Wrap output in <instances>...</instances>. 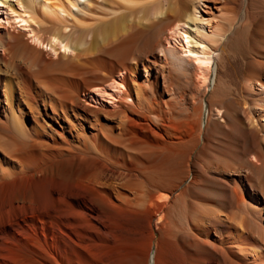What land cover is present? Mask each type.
<instances>
[{"label": "bare ground", "instance_id": "bare-ground-1", "mask_svg": "<svg viewBox=\"0 0 264 264\" xmlns=\"http://www.w3.org/2000/svg\"><path fill=\"white\" fill-rule=\"evenodd\" d=\"M15 1L30 16L19 17L20 22L38 19L34 22L50 31L51 49L62 48L71 55L66 57V79H57L54 85L36 81L52 99L33 95L32 77L24 73L20 95L27 112L0 110V264H144L140 243L146 236L152 245L153 222H159L172 249L165 256L153 251L146 264H264V238L256 233L260 245L250 243L246 217L236 224L235 213L188 204V214L178 225L170 217L176 204L157 203L171 200L175 191L156 200L151 190L155 180L173 175L181 185L190 183L183 194L196 196L199 181L206 180L192 153L183 163L178 161L188 143L167 133L181 119L173 117V98L161 97L172 80L190 78L191 71L180 67L178 72V67V76L172 77V71L177 75V59L167 54L178 60L199 56L192 62L191 56L187 58L195 63L189 76L196 88L207 85L213 94L224 49L244 31L247 35L236 47L247 58L245 89L252 95L247 106H233L227 126L215 124L214 129L237 158L252 152L248 165L264 176V0ZM81 1L101 8L104 15L95 23L80 19L71 9L78 10ZM224 8L239 19L231 20ZM223 13L230 19L226 17V28L216 20ZM35 34L30 42L40 47L42 39ZM162 34L159 68L167 69L169 81L158 93L156 79L150 78V65L158 64L154 58L149 62L148 56ZM5 42L0 36L4 53ZM213 54L217 58L210 72ZM139 66L148 90L138 81ZM92 89L111 107L101 102L93 108L85 98ZM4 97L9 104L12 94ZM75 110L82 113L80 123L70 117ZM100 118L116 124L105 126ZM207 119L208 113L198 124V138L206 135ZM138 127L147 128L146 138ZM172 161L177 172L162 173L163 165ZM68 170L75 175H66ZM218 184L228 185L226 180ZM260 184L264 189V180ZM152 208L155 215L146 231L140 217ZM128 217L139 222L129 226Z\"/></svg>", "mask_w": 264, "mask_h": 264}, {"label": "rangeland", "instance_id": "rangeland-1", "mask_svg": "<svg viewBox=\"0 0 264 264\" xmlns=\"http://www.w3.org/2000/svg\"><path fill=\"white\" fill-rule=\"evenodd\" d=\"M5 2V6L0 4V36H3L4 39H6L4 45V49H6L5 53L0 48V110L11 109L16 113V111L21 109L23 111L24 109V111L27 112L20 95L23 74L27 73L32 77L31 91L33 95L42 96L40 99H43L44 101L52 99L51 95L44 93V91L38 87L36 81L50 82V85H54L55 80L66 79L68 69V67L65 66L66 63H68L66 57H70L71 54L62 48L59 49V51L52 50L47 43V37L50 35L49 29L37 25L34 21H37L38 19L35 20V18L34 21L31 20L29 23L20 22L19 17H30L27 13H24V10L21 8L23 6L16 7L15 0H5ZM71 11L80 19H86L85 21L90 23H95L96 20L101 18L102 14L104 15V11L101 8L94 5L88 6L84 1H81V6L78 10L71 9ZM223 12L227 13L228 16L231 15V12L226 11L225 8L223 9ZM105 13L107 12L105 11ZM225 13H223L222 16H218L216 19L217 23L222 27H228L230 19L232 20L234 17H236V21L239 19L238 16L234 14L235 12H232V17L229 16L230 19L226 14V17L229 19L228 21L227 18L223 16ZM63 16L66 17V15ZM223 19L227 21H222ZM33 34L41 37L43 42L42 46L35 47L30 42L29 37ZM246 35L247 33L245 31L240 33L235 42L225 47L220 63V80L217 82L218 85L214 89L213 94L212 92L209 93L207 85L205 87L196 88L197 85L194 84L195 82L192 80L191 76H189L195 65V63H191V59L193 57L200 58L199 56L190 54L187 57H182L183 59L178 60L177 56H174L173 53L169 56L166 51L168 57H171L174 60L177 59L174 65V67L176 66V72L178 67V72L179 70L181 71V68L183 67H186V71L188 70L187 72L191 70L189 75L186 73L190 78L182 79L178 77L179 80L173 78V82L168 87V93L166 92L167 94H164V96L161 97L162 101H168L173 98V100H170L173 102V111H175L173 117L181 119L177 121V125L170 130H167V133L170 137L182 138L184 142L188 143L186 146L187 148L183 151L182 158L178 159V161L183 163L185 155L189 152L192 153L191 159H197L198 164L203 169L206 180L199 181V187L197 190L198 194L196 196L188 193L183 194L190 187V183L185 182L181 185L180 182H176V178L173 175L167 177L163 176L155 180L151 190L155 193L156 200L160 197L168 196L171 192L175 191L173 195L174 197L171 200L162 199L157 201V203L159 205L176 204L175 208L170 210V217H172L178 225L183 222L188 214V204H193L200 208L212 209L214 211L221 209L225 215L235 213L237 218L234 223L236 224L240 222V219L243 218L242 216L246 217L244 218L248 227L246 233L250 237V243L259 246L260 242L258 237L264 238V189L260 184V181L264 180V176L255 174L249 167L248 161L250 160L252 152L249 154L245 153L241 158H237L234 156L233 148L230 150L229 147L227 150L229 142L224 140V136L223 138L217 137L220 135L219 129H214L215 124H221L222 126H225L226 124L228 125V122L230 121L227 119L229 118L228 116L232 114L233 106H247L246 104H248L251 98L252 94L245 89L246 81L248 79L247 58L241 55L236 47L237 43L243 41ZM7 37L10 39H7ZM159 40L160 43L157 44V48L152 52V55L148 56L149 62L153 61L154 58V61L158 64V68L157 66L154 67L150 65L152 71L150 78L152 80L156 79L158 93L162 90L163 82L167 83V81H169V77H167L169 72L167 69L163 68L164 70L161 71V68H159L163 62L162 58L159 57L160 49H164L162 42L163 34L162 36H159ZM193 47L194 46H190L191 49H193ZM214 55L215 54H213V56ZM2 56L7 58L5 63L1 61ZM216 58V55L212 57L209 66L210 72L213 69ZM187 60L191 62H188ZM145 63L147 65V62ZM16 66H19L20 69ZM139 70L140 75L138 81L148 90L149 84L145 81L146 76L141 73L140 66ZM178 72L176 75V73L172 71L171 73L174 75H172V77H177L179 74ZM96 89H92L91 94L85 96V98L88 99V103H91L93 108H98V103L101 102L103 105L111 107L110 102L99 98L97 99V95L93 93ZM5 93L12 94V99L9 101V104H6L5 102ZM91 97L93 99H90ZM41 100L38 102V106L40 105V107L42 105ZM41 108L43 109V107ZM206 113H208L206 135L198 138V124L201 120L202 122L204 121ZM79 115H82V113L75 110V113L72 114V116L70 114V117L72 121L80 123ZM11 118L12 120L14 119L13 116ZM27 119L30 121L29 117ZM183 119H186L190 125L184 124ZM42 121L44 124L48 123V125H50L47 120ZM100 122L105 126H115L116 124L114 121L106 122L104 118H100ZM153 124L157 125L159 129H162L157 122H153ZM138 129L142 131V137L144 136L146 138L148 136L146 127H138ZM172 150L175 151L176 149L173 148ZM175 164V161H172L163 165L162 173L169 174L174 170L177 172V166ZM65 174H68V176L75 175L74 170L72 173L68 170ZM225 180L228 184L226 187L218 184L219 181L221 183L222 181L225 182ZM220 190H224V192L229 195L225 196L222 192L220 193ZM232 204H238V209H235V206H232ZM155 211L156 209L152 208L149 211H146L144 213L145 215L143 214L142 217H140V223L146 231L148 224L151 223L153 215H155V213H153ZM105 213L107 214L106 211ZM244 213L248 216H245ZM129 220L130 218L128 217L126 223L129 226H133L136 224L135 222H139L138 219L135 220L132 217L131 220ZM157 221H159V218ZM253 224L256 225L254 226ZM152 225L154 231L152 245L146 236L140 243V250L146 255L145 261H143L144 264H146L147 257L153 251H156L161 256H165V253L172 249V241L166 236L164 231L159 229V222H153ZM256 233L258 235H256ZM261 234L262 236H260ZM255 235L258 237L256 238Z\"/></svg>", "mask_w": 264, "mask_h": 264}]
</instances>
